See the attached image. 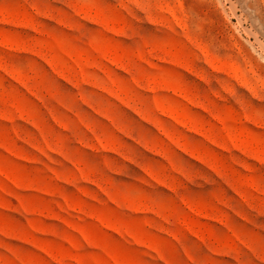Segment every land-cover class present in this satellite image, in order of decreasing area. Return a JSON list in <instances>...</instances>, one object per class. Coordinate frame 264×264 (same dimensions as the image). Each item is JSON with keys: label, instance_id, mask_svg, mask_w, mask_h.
Wrapping results in <instances>:
<instances>
[{"label": "rangeland", "instance_id": "obj_1", "mask_svg": "<svg viewBox=\"0 0 264 264\" xmlns=\"http://www.w3.org/2000/svg\"><path fill=\"white\" fill-rule=\"evenodd\" d=\"M0 264H264V0H0Z\"/></svg>", "mask_w": 264, "mask_h": 264}]
</instances>
